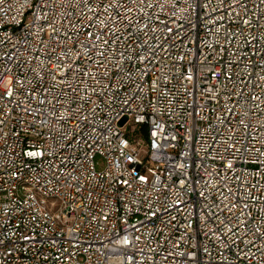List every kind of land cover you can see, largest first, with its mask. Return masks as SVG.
Here are the masks:
<instances>
[{
    "label": "built area",
    "instance_id": "built-area-1",
    "mask_svg": "<svg viewBox=\"0 0 264 264\" xmlns=\"http://www.w3.org/2000/svg\"><path fill=\"white\" fill-rule=\"evenodd\" d=\"M0 264H264V0H0Z\"/></svg>",
    "mask_w": 264,
    "mask_h": 264
},
{
    "label": "trees",
    "instance_id": "trees-1",
    "mask_svg": "<svg viewBox=\"0 0 264 264\" xmlns=\"http://www.w3.org/2000/svg\"><path fill=\"white\" fill-rule=\"evenodd\" d=\"M146 130H145V128L143 127V128H141V129H138V130H136V134L137 135H140L141 137H143V138H145L146 137Z\"/></svg>",
    "mask_w": 264,
    "mask_h": 264
},
{
    "label": "water",
    "instance_id": "water-1",
    "mask_svg": "<svg viewBox=\"0 0 264 264\" xmlns=\"http://www.w3.org/2000/svg\"><path fill=\"white\" fill-rule=\"evenodd\" d=\"M123 123H124V120L120 122V125H123Z\"/></svg>",
    "mask_w": 264,
    "mask_h": 264
}]
</instances>
